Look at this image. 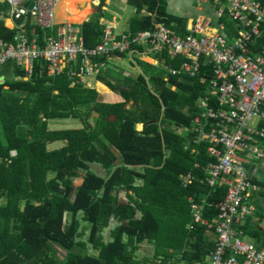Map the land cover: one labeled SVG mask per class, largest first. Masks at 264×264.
Listing matches in <instances>:
<instances>
[{
    "label": "trees",
    "instance_id": "16d2710c",
    "mask_svg": "<svg viewBox=\"0 0 264 264\" xmlns=\"http://www.w3.org/2000/svg\"><path fill=\"white\" fill-rule=\"evenodd\" d=\"M105 1L99 0V6ZM126 4L134 9L127 25L132 33L156 23L180 35L188 32L186 20L167 11L166 0ZM8 13V4L0 2V40L10 44L16 30L5 26ZM103 17L98 12L78 26L85 48L101 41L107 26L100 22ZM220 20L231 32L233 24L224 16ZM6 25L11 26L9 21ZM36 30L40 37L50 35ZM263 45L264 23L256 48ZM116 57H127L139 72L129 76L113 71V83L106 65L95 78L119 95V102H113L117 98L109 91L97 92L71 75L79 72L80 57L66 62L58 74L50 73L43 59L35 61L30 77L13 63L2 67L12 78L0 83V264L207 263L215 235L197 223L190 229L189 198L204 199L202 215L211 220L217 210L208 204L222 200L226 187L203 183L204 169L214 161L207 143L195 144L190 133L175 130L190 126L197 115L196 101L205 94L210 66L201 57L198 74L190 78L168 71L178 68L182 56H163L158 65L138 56ZM97 89L106 91L102 84ZM82 114V125L76 128H49L50 121L79 119ZM258 126L264 130V121ZM256 138L264 142V137ZM57 141L62 146L49 149ZM187 173L193 180L183 186L180 176ZM76 178L81 182L75 187ZM256 184L255 212L241 228L256 247L264 248V228L258 224L264 216V183ZM107 228L105 241L100 230ZM143 243L152 246L153 253L141 260L136 252ZM88 248L96 253H88Z\"/></svg>",
    "mask_w": 264,
    "mask_h": 264
},
{
    "label": "built area",
    "instance_id": "2783aa9c",
    "mask_svg": "<svg viewBox=\"0 0 264 264\" xmlns=\"http://www.w3.org/2000/svg\"><path fill=\"white\" fill-rule=\"evenodd\" d=\"M1 1L8 4L9 17L18 24L13 43L0 40V68L11 62L26 77L32 75L38 59L47 62L50 73L58 74L66 62L80 57L79 72L71 75L79 76L86 84V78L101 73L107 60L126 54L145 62L150 58L153 65L164 61L163 56H182L185 60L178 68L169 67L168 71L174 76L193 78L200 70V58L204 57L211 77L205 94L196 101L198 113L190 126L175 131L190 133L195 144L207 143L206 151L214 161L205 167L203 183L209 188L225 186L226 191L222 200L208 204L217 210L211 220L202 215L205 200L197 202L189 198L190 229L197 223L215 235L206 264H264V248L246 241L241 228L255 212L252 197L259 190L256 181L264 182L258 178L260 171L264 177V142L256 138L264 137L263 128H258L259 122L264 121V45L256 48L264 23V0L217 3L215 25L211 18L199 17L184 35L164 23L121 34H115L114 27L107 25L101 41L91 49L83 46L78 28L56 22L59 0ZM30 2L33 6L29 9ZM223 16L233 24L231 32L221 22ZM37 28L48 30L50 35L40 37ZM101 58L105 62H98ZM180 179L186 186L193 175L187 173Z\"/></svg>",
    "mask_w": 264,
    "mask_h": 264
},
{
    "label": "rangeland",
    "instance_id": "374dc122",
    "mask_svg": "<svg viewBox=\"0 0 264 264\" xmlns=\"http://www.w3.org/2000/svg\"><path fill=\"white\" fill-rule=\"evenodd\" d=\"M61 1V0H60ZM168 7H167V11L169 13H171L172 15H175L177 17L180 18H187L186 16L191 15L192 20L194 21L197 17L201 16V15H206L208 17H210L212 19L213 25H215L216 22V18H215V13H214V9L213 6L212 7L209 5V1L208 0H166ZM77 9L81 10L84 6L88 5L89 7V12L87 13V15L85 17H87L88 19H91L93 16H95L96 13L101 12V14L104 16L103 18H100V21H103V23H109L111 22V25H115L116 24V28L113 29V32L115 34H121L124 30H129L127 29V25H128V21L129 19L134 15V9L133 7L129 6L126 4V2H123L122 0L119 1H110V0H106L104 2L103 6H99L97 4V0H89V2H84L83 4L77 3ZM84 17V18H85ZM81 19L79 22H72V21H68V24H71V27L73 26V28H78V26L81 24V22L84 20ZM114 23V24H113ZM76 30V29H75ZM131 32V31H130ZM146 62L148 63H152L154 64V62H151L150 59L146 58L145 59ZM107 67L111 68L109 69L107 78L112 80L113 83L116 82V80L114 79V77H112V72L115 71L118 74H123L126 75L128 74L129 76H135L138 72L139 69L134 67L133 64H131V62L129 61V59L127 57L125 58H116V57H112L109 60H107ZM2 74H4L6 79H10L12 78V73H10L7 69L2 70ZM106 76L103 77V79L105 80ZM102 79V81H103ZM96 78L94 77V79L92 78H86V81L88 83H90L92 88L97 89L96 83H95ZM151 85V83H150ZM98 91V89H97ZM111 91V90H110ZM100 93H104V92H108L107 91H99ZM84 119V115L82 114L81 117L79 119H66V120H57V121H50L49 122V128L50 129H71V128H76L80 125H82V121ZM92 123L93 118L89 119ZM59 124V125H52V124ZM141 125L137 124L136 125V130H141ZM62 142H53L51 143V145H49V149H57L59 147L62 146ZM260 163L257 162V167H260ZM91 168L93 170H95L96 172L102 173V171H100L99 167L96 165H92ZM104 175V172L103 174ZM258 178L259 179H264L261 171L258 174ZM81 182V178H76L74 180V186L76 187L77 185H79ZM121 197L122 199H124V194L121 193ZM3 201L0 200V203H2ZM257 220V219H256ZM258 224L259 227L264 228V216L260 217L258 219ZM114 224H111L110 227H113ZM109 229H101L100 233L103 236V239L105 241L109 240ZM87 236H88V231L86 230L82 240L86 241L87 240ZM246 241H251L247 236H245L244 238ZM90 246V245H89ZM56 251L59 252L62 256L65 255V252L62 250H59L58 248H56ZM58 253V254H59ZM88 253H96L95 251H93L92 249L88 248ZM153 253V249L152 246H150L147 243H143L140 245L139 249L136 252V256L138 259H145V258H150L152 256Z\"/></svg>",
    "mask_w": 264,
    "mask_h": 264
},
{
    "label": "crops",
    "instance_id": "0c3cea01",
    "mask_svg": "<svg viewBox=\"0 0 264 264\" xmlns=\"http://www.w3.org/2000/svg\"><path fill=\"white\" fill-rule=\"evenodd\" d=\"M66 0H59L58 1V3H57V7H56V22L59 24V25H61V24H67V23H69L68 21H70L69 20V18H70V14L67 12V10H66V2H65ZM123 2H126L127 0H122ZM202 1H204V0H202ZM0 2H2L1 0H0ZM97 4L99 5V0H97ZM77 5L78 4H76V7H77ZM209 5L212 7V5H214V6H217L218 4H217V2L214 4H211V3H209ZM214 6H213V9H214ZM167 7H168V4H167ZM89 12V11H88ZM171 14V13H170ZM87 15V14H86ZM175 16V15H174ZM88 17V16H87ZM87 17H85L84 18V20L82 21V22H84V21H87L88 20V18ZM177 17V16H176ZM187 18H182V19H184V20H186V29H188L189 27H190V25L197 19V18H199V17H208V16H206V15H201V16H199V17H197L194 21L192 20V18H191V15H189V16H186ZM180 18V17H179ZM208 18H210V17H208ZM101 20V19H100ZM5 26L6 27H8V28H10V29H15V26L18 24V22H14L10 17H9V14H8V18H6L5 20ZM6 21H9L10 22V27L9 26H7L6 25ZM81 22V23H82ZM102 24H104L103 23V21H100ZM106 25H110V26H112L111 25V22H109V23H105ZM114 24V23H113ZM116 24L117 23H115V25H113L112 27H114V28H116ZM124 31H126V30H124ZM128 31V30H127ZM148 59H150V58H148ZM9 63H11V62H9ZM6 65V64H5ZM5 65H3V66H5ZM2 66V67H3ZM2 67L0 68V77H3V80H1V82L0 83H2L3 81H4V78H5V76H4V74H2ZM9 72H10V70H8ZM10 73H12V72H10ZM93 79V78H92ZM95 83H96V86L98 85V84H102L105 88H106V91L108 90L111 94H113L114 96H116V100L115 101H113V102H119V101H121L122 99H121V97L119 96V95H117V94H115V93H113L112 91H110L109 90V88L106 86V85H104L102 82H100V81H98V80H95ZM86 84L87 85H89V86H91L90 85V83H88L87 81H86ZM97 90V89H96ZM97 92H99V90L97 91ZM52 125H59V124H52ZM139 125V124H138ZM264 183V182H263Z\"/></svg>",
    "mask_w": 264,
    "mask_h": 264
},
{
    "label": "bare ground",
    "instance_id": "6f19581e",
    "mask_svg": "<svg viewBox=\"0 0 264 264\" xmlns=\"http://www.w3.org/2000/svg\"><path fill=\"white\" fill-rule=\"evenodd\" d=\"M66 10L70 14L69 20L72 22H79L83 19L89 11L88 5L84 6L81 10L76 7L77 3L83 4L89 0H66Z\"/></svg>",
    "mask_w": 264,
    "mask_h": 264
},
{
    "label": "water",
    "instance_id": "95a60500",
    "mask_svg": "<svg viewBox=\"0 0 264 264\" xmlns=\"http://www.w3.org/2000/svg\"><path fill=\"white\" fill-rule=\"evenodd\" d=\"M33 6V2H30L29 5H28V8L30 9L31 7ZM3 80V77H0V81ZM114 117H112L113 119Z\"/></svg>",
    "mask_w": 264,
    "mask_h": 264
}]
</instances>
